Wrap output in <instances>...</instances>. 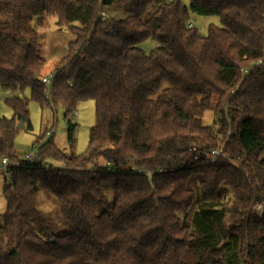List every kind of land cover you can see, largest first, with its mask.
Returning <instances> with one entry per match:
<instances>
[{
  "label": "trees",
  "instance_id": "trees-1",
  "mask_svg": "<svg viewBox=\"0 0 264 264\" xmlns=\"http://www.w3.org/2000/svg\"><path fill=\"white\" fill-rule=\"evenodd\" d=\"M105 7L128 15L108 20ZM193 15L218 22L199 33ZM53 16L74 38L49 87L38 28ZM259 60L264 0H0L13 112L0 157L18 159L17 125L32 128L19 92L61 106L70 142L78 104L96 108L82 153L50 138L5 178L0 264H264V67L242 72Z\"/></svg>",
  "mask_w": 264,
  "mask_h": 264
},
{
  "label": "rangeland",
  "instance_id": "rangeland-1",
  "mask_svg": "<svg viewBox=\"0 0 264 264\" xmlns=\"http://www.w3.org/2000/svg\"><path fill=\"white\" fill-rule=\"evenodd\" d=\"M185 4H189V0H183ZM105 18L123 19L128 15L124 8L105 7L103 9ZM196 25L200 26L203 31L209 22H218L216 17L208 16H192ZM40 33L41 56L45 60L44 75L51 73L55 66L68 54V43L73 40V33L67 26L60 27L57 24L56 17L48 19L46 25L38 28ZM157 42L152 39H147L139 44V47L145 52H150L157 47ZM49 86V85H48ZM50 87V86H49ZM21 96L30 98L29 111L32 128L27 127L18 130L14 139V149L18 156H24L31 152H35L38 148V143H44L50 138H53L56 146L64 155L82 153L88 146L90 129L96 121L95 102L92 99L81 101L74 114L71 115V120L76 124L74 131V141L68 140L66 124L67 120L64 117V110L61 106L54 107L49 101L40 103L31 99L29 88L18 93ZM10 94L4 92L0 88V117H12V109L6 104L5 98ZM48 95V94H47ZM205 123H210L212 115L206 113ZM53 136V137H52ZM39 141V142H38ZM47 162L53 165H61L62 161L57 158H47ZM101 165H105L104 160H100ZM5 182V176L0 172V214L6 209V202L2 194V188ZM48 210L50 205H44ZM262 205H258L256 209H260Z\"/></svg>",
  "mask_w": 264,
  "mask_h": 264
},
{
  "label": "built area",
  "instance_id": "built-area-1",
  "mask_svg": "<svg viewBox=\"0 0 264 264\" xmlns=\"http://www.w3.org/2000/svg\"><path fill=\"white\" fill-rule=\"evenodd\" d=\"M187 25L191 28H196L197 32H199V33H201L203 31L200 26L196 25L195 21L192 18L187 21ZM255 67H264L263 61L259 60V61L255 62L251 67L242 68V72L246 75L251 71L252 68H255ZM54 76H55L54 73H49L48 75H44L42 78V81L45 84L51 86L53 79H54ZM235 90H232V92L234 93ZM230 132L231 131L229 130L228 134ZM38 148H39V145H38ZM38 148L35 152H31V153L26 154L24 156H19V158L15 159V160H11L8 156H1L0 157V172L3 173L5 178H10L12 171H13V168L19 166L23 161H26L29 164L35 163L36 158H37ZM221 153H222L221 148H215L209 154H207V157L211 160H215ZM45 166L49 167L50 163L46 162ZM146 173L150 174V171H146Z\"/></svg>",
  "mask_w": 264,
  "mask_h": 264
},
{
  "label": "water",
  "instance_id": "water-1",
  "mask_svg": "<svg viewBox=\"0 0 264 264\" xmlns=\"http://www.w3.org/2000/svg\"><path fill=\"white\" fill-rule=\"evenodd\" d=\"M17 127H18L19 129L24 128V127H25L24 122L21 121V122L17 125Z\"/></svg>",
  "mask_w": 264,
  "mask_h": 264
}]
</instances>
